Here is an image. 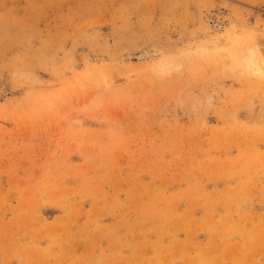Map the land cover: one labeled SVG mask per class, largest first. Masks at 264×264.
<instances>
[{
    "label": "rangeland",
    "instance_id": "rangeland-1",
    "mask_svg": "<svg viewBox=\"0 0 264 264\" xmlns=\"http://www.w3.org/2000/svg\"><path fill=\"white\" fill-rule=\"evenodd\" d=\"M0 264H264V0H0Z\"/></svg>",
    "mask_w": 264,
    "mask_h": 264
},
{
    "label": "bare ground",
    "instance_id": "bare-ground-1",
    "mask_svg": "<svg viewBox=\"0 0 264 264\" xmlns=\"http://www.w3.org/2000/svg\"><path fill=\"white\" fill-rule=\"evenodd\" d=\"M242 62L244 66L250 70H254L255 72L262 73L260 69L259 63L256 61L254 58L253 52L251 51L250 48H248L242 55ZM244 67V68H245Z\"/></svg>",
    "mask_w": 264,
    "mask_h": 264
}]
</instances>
